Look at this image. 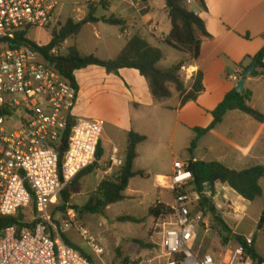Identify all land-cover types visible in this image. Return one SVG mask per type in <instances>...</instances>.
Returning <instances> with one entry per match:
<instances>
[{
  "label": "crops",
  "instance_id": "obj_1",
  "mask_svg": "<svg viewBox=\"0 0 264 264\" xmlns=\"http://www.w3.org/2000/svg\"><path fill=\"white\" fill-rule=\"evenodd\" d=\"M205 2L208 11H199V16L212 38L203 40L200 59L188 64L182 71L188 89L198 71L204 74L205 91L196 102L181 107L180 94L173 85H170L172 97L156 102L149 82L135 69H121L118 74H110L103 67L90 66L74 73L79 90L75 116L102 120L105 126L97 169L93 173L82 172L73 181L71 189L80 190L85 195L88 194L82 190L85 185L92 182L89 193L95 192L105 179L116 176L126 161L131 133L147 138L137 148L134 172L144 173V177L141 176L143 179H153L158 189L167 190L160 187V182L173 175L177 162H218L236 171L264 166V123L251 116L238 110L230 111L224 121L207 134L198 135L194 131L212 125L213 111L230 92L237 90L241 81L235 75L236 69L240 64L249 66V57L264 49V0ZM90 15L97 21L91 20L79 35L69 38L62 45V51L67 53L74 47L84 56L110 61L119 56L133 36L138 35L162 50L161 69H169L184 59V56L177 57L175 63L162 65L169 48L165 40L172 29L166 0H85L83 5L66 3L60 7L53 23L61 21L65 24L70 19L79 23ZM110 17L126 21V26L106 24L105 18ZM258 72V76L247 80L245 92L252 94L250 106L264 115V72L261 69ZM193 142L195 148H192ZM168 151L175 161L167 167L164 162ZM146 157L151 163H145ZM112 158L122 161L123 166H115ZM136 179H131L124 193L126 199ZM263 180L260 181L261 187ZM206 189L211 197L210 187ZM212 200L224 220L238 222L251 204L224 184L215 186ZM157 203L166 205L161 197L153 206ZM141 255L143 253L137 256Z\"/></svg>",
  "mask_w": 264,
  "mask_h": 264
},
{
  "label": "built area",
  "instance_id": "obj_2",
  "mask_svg": "<svg viewBox=\"0 0 264 264\" xmlns=\"http://www.w3.org/2000/svg\"><path fill=\"white\" fill-rule=\"evenodd\" d=\"M60 7L59 0H0V219L28 212L31 220L25 222L32 225L2 231L0 264H94L64 239L74 227L95 255L104 254L98 239L79 224L75 209L58 210L63 192L97 163L105 122L75 116L78 88L28 43L33 42L30 33L50 32ZM21 34L24 44L12 49ZM59 54V48L51 52ZM260 66L264 72V56ZM243 74L238 67L236 77ZM70 127L60 166L58 148ZM112 163L123 166L115 158ZM193 182L186 162H177L173 175L160 182L174 195L168 213L155 219L164 264H251L252 236L218 253L190 247L199 227L211 232L210 213L200 208Z\"/></svg>",
  "mask_w": 264,
  "mask_h": 264
},
{
  "label": "trees",
  "instance_id": "obj_3",
  "mask_svg": "<svg viewBox=\"0 0 264 264\" xmlns=\"http://www.w3.org/2000/svg\"><path fill=\"white\" fill-rule=\"evenodd\" d=\"M149 2L151 0H143ZM167 8L169 11V18L171 20L172 29L165 40V44L179 52L184 56V59L172 66L169 69H161L159 64L164 58V54L161 49L152 46L145 39L136 35L129 41L125 49L119 54V56L110 61L101 60L95 56H84L76 48H70L65 55L54 56L51 52L54 49L61 48L62 45L71 37L79 35L83 27L91 20L96 22L92 15L86 20L76 23L72 19L68 20L57 32H53L51 42L47 45H39L31 41H27L33 48L39 50L44 54L46 59L50 61L57 70L71 82V84L78 88L74 73L78 70L88 68L90 66L103 67L110 74H118L121 69H135L138 70L143 77L149 82L151 93L156 102L161 103L172 97V91L170 85H173L181 97V107L186 106L188 103L196 102L199 96L205 91L204 86V74L202 71H198L193 76V84L190 89L186 87L185 81L182 76L184 67L188 64H193L200 59L201 48L204 39H211L212 36L208 33L204 20L194 12L197 9L200 12H207L208 7L205 0H192L194 8L190 9L187 6V0H166ZM105 23L111 26H117L124 28L126 21L110 17L105 18ZM25 34H21L19 38L14 42L11 48L20 47L24 44ZM264 56V49L254 57H249L251 63L249 66L240 64L244 72L250 67L256 66V70L253 73L254 76H258L260 69V61ZM264 74V73H263ZM252 100V94L246 91L244 94H239L237 90L230 92L224 99V101L213 111L214 122L207 129H195L194 131L198 135H205L211 130L220 125L230 111H241L258 122L264 123V115L250 106ZM73 123H71L72 127ZM66 132L62 140V144L58 148L59 163L62 166L64 156L68 149V139L70 131ZM145 136L131 133L129 136V142L127 147V156L124 166L118 172V174L112 178L105 179L98 189L90 197L89 203L86 206V210L92 214L105 213L108 207L125 201L126 197L124 193L129 187L131 179L137 176H143L144 173L134 172V163L138 157V146L146 141ZM192 148H195V142L192 144ZM101 156V147L99 146L98 158ZM97 163L87 169L85 173H93L97 169ZM189 170L194 176L193 185L195 186V192L199 195V206L202 210H207L214 218L216 224L227 234L223 237V245H227L232 236V230L228 227L225 220L219 214L216 205L214 204L212 197L215 195V186L217 184L228 185L239 196L243 197L249 202H255L262 197L263 189L260 185V181L264 179V166H256L244 171H236L227 168L225 165L218 162H202V161H189ZM76 181V178L74 182ZM74 182L68 186L63 192L61 200L63 206L59 209L64 210L70 203V189L73 187ZM210 187L212 196L207 195V187ZM167 205L157 203L153 206L149 215L151 218L157 219L162 215H166ZM122 222H134L140 223L132 217L119 218ZM15 226L21 231L23 228L32 227V225L25 222V217L19 215L17 217H8L0 219V235L2 231L8 227ZM264 229V217L261 218L259 224V230ZM68 244L77 249L84 257L91 260V257L86 252L81 250L78 246L74 245L66 235H63ZM235 238L241 242H245L243 236H235ZM135 243L142 246L144 249L150 247L149 244L143 241L136 240ZM247 253L251 257V264L264 263V258L260 257L255 247L247 249ZM129 260H124L123 264H128Z\"/></svg>",
  "mask_w": 264,
  "mask_h": 264
},
{
  "label": "rangeland",
  "instance_id": "obj_4",
  "mask_svg": "<svg viewBox=\"0 0 264 264\" xmlns=\"http://www.w3.org/2000/svg\"><path fill=\"white\" fill-rule=\"evenodd\" d=\"M59 1L61 2V6L66 3H80L83 5L85 2V0ZM187 6L190 9L194 8L192 0H187ZM63 25V22L58 21L56 23L55 21L50 26V32L42 30L34 31L30 33V39L36 44L47 45L51 42L53 32L59 31ZM65 51L59 48V55H65ZM182 56V54L169 47L166 49V61L162 65H171L175 63L174 61L177 57L180 58ZM262 80L264 82V77ZM165 159L164 165L167 167L175 161L171 157L170 151H168V157ZM143 162L144 160L141 161V164ZM145 163H151L148 157H146ZM92 187L93 184L90 182L82 188L83 191L88 193L85 195L80 190L75 191L74 189H70V203L64 210L59 209L58 211L65 213L69 209H75L78 212L79 224L87 228L98 239L104 249V254L99 258L96 257L87 242L80 235L77 227L70 229L66 233L71 241L89 254L94 264H123L126 259L129 260L128 264H164V258L159 248L162 233L155 230V219L150 217L149 211L153 207V203L159 200V197H161V200L166 205H172L174 203L172 192L156 188L153 179H143L141 176H137L132 186V191L129 193L130 196L125 201L112 205L101 215L92 214L86 210L90 197L94 193H89ZM262 189V197L255 202H251L245 216L240 222L230 219H226L225 221L228 227L236 233H232L227 245L237 241L235 236H252L257 253L260 257L264 258V229L259 230L260 220L264 216V180L262 182ZM61 206H63L62 200L59 202V208ZM229 211L230 209L227 210V212ZM20 215L25 217L26 222L31 220L28 212L25 214L21 213ZM122 217H132L141 222L119 221V218ZM209 217L211 220V232L206 235L205 231L199 227L197 238L190 244V247L202 245L203 251L213 250L218 253L227 247V245H223V237H226L227 234L216 224L211 214H209ZM136 240L143 241L149 244L150 247L144 250L142 246L135 243ZM140 253H143V255L138 257L137 255Z\"/></svg>",
  "mask_w": 264,
  "mask_h": 264
},
{
  "label": "water",
  "instance_id": "obj_5",
  "mask_svg": "<svg viewBox=\"0 0 264 264\" xmlns=\"http://www.w3.org/2000/svg\"><path fill=\"white\" fill-rule=\"evenodd\" d=\"M255 70H256V66H252L247 71L244 72L243 77H242V79H241V81L237 87V92L239 94L245 93V86H246L247 80L252 77Z\"/></svg>",
  "mask_w": 264,
  "mask_h": 264
}]
</instances>
